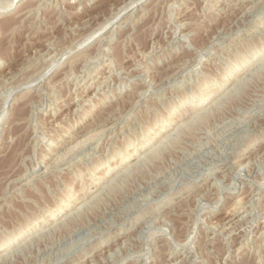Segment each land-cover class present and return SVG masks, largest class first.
Instances as JSON below:
<instances>
[{"label":"rangeland","instance_id":"rangeland-1","mask_svg":"<svg viewBox=\"0 0 264 264\" xmlns=\"http://www.w3.org/2000/svg\"><path fill=\"white\" fill-rule=\"evenodd\" d=\"M128 1L0 0V264H264V0Z\"/></svg>","mask_w":264,"mask_h":264},{"label":"bare ground","instance_id":"bare-ground-1","mask_svg":"<svg viewBox=\"0 0 264 264\" xmlns=\"http://www.w3.org/2000/svg\"><path fill=\"white\" fill-rule=\"evenodd\" d=\"M78 1H79V0H78ZM124 1H126V0H124ZM138 1H140V0H129L128 2H130V3L128 4V2H127L126 5L124 4V6H126L127 9H129V7H130V8H131V7L133 8V6H134ZM240 1H241V0H240ZM140 2H141V1H140ZM247 2H248V1H247ZM39 3H40V2H39ZM119 3H120V2H119ZM121 3H123V2H121ZM11 5H12V4H11ZM117 5H118V4H117ZM241 5H242V4H241ZM128 6H129V7H128ZM134 7H135V6H134ZM64 8H65V7H64ZM126 8H125V9H126ZM61 9H62V7H61ZM125 9H124V10H125ZM124 10H123V11H124ZM123 11H122V12H123ZM182 15H183V14H182ZM139 16H140V15H139ZM238 16H239V15H238ZM79 17H81V16H79ZM96 17H97V16H96ZM117 17H118V15H117ZM117 17H116V18H117ZM127 17H128V16H127ZM179 18H180V16H179ZM98 19H99V18H98ZM138 19H139V18H138ZM114 20H115V19H114ZM114 20H113V21H114ZM124 21H125V19H124ZM111 23H112V22H111ZM175 23H176V22H175ZM175 23H174V24H175ZM35 24H36V23H35ZM109 24H110V23H109ZM172 24H173V23H172ZM73 26H74V25H73ZM107 26H108V25H107ZM107 26H106V27H107ZM171 28H172V27H171ZM97 30H98V29H97ZM171 30H172V29H171ZM174 30H175V29H174ZM173 32H174V31H173ZM179 32H180V31H179ZM182 32H184V31H182ZM182 32H181V33H182ZM70 33H71V32H70ZM189 33H190V32H189ZM68 34H69V33H68ZM87 40H88V39H87ZM84 41H85V40H84ZM84 41H83V42L81 41L82 43L78 44V46H79V45H82V44L84 43ZM68 46H69V45H68ZM194 49H195V48H194ZM66 50H67V49H66ZM196 51H197V50H196ZM69 54H70V53H69ZM27 59H28V58H27ZM168 69H169V68H168ZM170 69H171V68H170ZM47 70H48V69H47ZM110 70H111V69H110ZM174 70H175V69H174ZM94 71H95V70H94ZM109 72H110V71H109ZM146 72H147V71H146ZM46 73H47V72H46ZM163 73H164V72H163ZM245 73H246V72H245ZM93 74H94V73H93ZM41 75H42V74H41ZM181 75H182V74H181ZM90 78H91V77H90ZM177 78H178V77H177ZM104 79H105V78H104ZM240 79H242V78H240ZM90 80H91V79H90ZM40 81H41V80H40ZM84 81H85V80H84ZM103 81H104V80H103ZM164 81H165V80H164ZM172 81H173V80H172ZM166 83H167V82H166ZM90 85H91V84H90ZM232 88H233V87H232ZM45 89H46V88H45ZM94 89H95V88H94ZM83 92H84V91H83ZM207 98H208V97H207ZM205 99H206V98H205ZM205 101H206V100H205ZM80 106H81V105H80ZM54 111H55V110H54ZM203 112H204V111H203ZM221 118H222V117H221ZM223 120H224V119H223ZM170 123H171V122H170ZM167 128H168V127H167ZM161 133H162V132H161ZM156 135H157V134H156ZM161 136H162V135H161ZM161 142H162V141H161ZM143 144H144V143H143ZM158 145H159V144H158ZM155 146H156V145H154V148H155ZM147 151H148V150H147ZM245 159H246V158H245ZM240 161H241V160H240ZM121 163H122V162H121ZM236 163L239 165L240 162H237V161H236ZM234 164H235V163H234ZM235 167H236V166H235ZM236 171H238V170H236ZM240 171H241V170H240ZM223 178H224V177H223ZM102 179H103V178H102ZM250 194H251V193H250ZM247 195H248V194H247ZM251 195H252V194H251ZM248 197H249V196H248ZM202 198H203V197H202ZM238 210H239V209H238ZM238 210H237V211H238ZM239 211H240V210H239ZM67 213H68V212H67ZM226 213H227V212H226ZM231 213H233V212H231ZM239 215H240V214H239ZM233 216H234V215H233ZM231 217H232V216H231ZM59 218H60V217H59ZM65 219H66V218H65ZM56 222H57V221H56ZM59 222H60V221H59ZM239 225H240V224H239ZM54 226H55V225H54ZM43 230H44V229H43ZM32 236H33V235H32ZM243 240H244V239H243ZM9 241H10V240H9ZM243 246H244V245H243ZM245 247H246V246H245ZM256 248H257V247H256ZM4 254H6V253H4ZM96 259H97V258H96ZM179 262H180V261H179Z\"/></svg>","mask_w":264,"mask_h":264}]
</instances>
